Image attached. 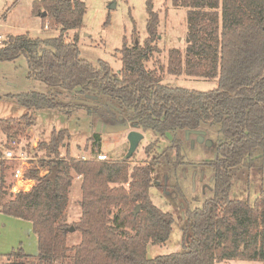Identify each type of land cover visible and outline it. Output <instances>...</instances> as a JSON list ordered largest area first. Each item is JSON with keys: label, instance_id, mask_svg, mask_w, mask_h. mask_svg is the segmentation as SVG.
Here are the masks:
<instances>
[{"label": "trees", "instance_id": "1", "mask_svg": "<svg viewBox=\"0 0 264 264\" xmlns=\"http://www.w3.org/2000/svg\"><path fill=\"white\" fill-rule=\"evenodd\" d=\"M172 3L187 8L188 31L185 51L169 52V74L216 79L215 88L202 91L168 84L159 67H148L160 51V17L153 0H147V37L143 43L124 42L122 68L117 72L107 61L94 65L81 56L85 0H40L34 13L43 18V28L51 25L58 33L10 35L0 42V61L24 55L29 77L46 83L50 90L12 95L27 112L19 119L0 118V126L13 137L34 125L33 110H66L76 102L64 100L83 98L97 103L91 106L111 124L130 122L160 138L176 129L216 130L221 135L216 155L202 163L212 171L203 203L192 208L186 198L183 201L181 249L147 256L148 244L169 240L176 221L173 213L153 202L150 188L173 186L180 163L167 159L165 149L133 168L128 158L100 160L98 132L91 137L93 158L63 156L61 147L69 132L55 129L49 141L40 142L45 156L28 171L35 180L33 188L0 203L1 212L31 221L38 236V255L22 250L11 254L34 257L31 264L264 262V185L253 203L231 197L235 180L264 173V0ZM71 32L75 33L69 38ZM5 167L1 162V192ZM42 168L47 172L41 174ZM76 176L82 179V214L69 224L66 210ZM71 227L81 234L73 245L68 243Z\"/></svg>", "mask_w": 264, "mask_h": 264}, {"label": "rangeland", "instance_id": "2", "mask_svg": "<svg viewBox=\"0 0 264 264\" xmlns=\"http://www.w3.org/2000/svg\"><path fill=\"white\" fill-rule=\"evenodd\" d=\"M37 1L40 0H0V42L13 34L30 33L38 36L58 33L51 25L43 28V18L34 13V4ZM85 1L87 11L84 26L79 31L81 56L94 65H98L100 60L107 61L117 72L122 68L120 49L124 42L127 41L129 45L136 40L143 43L147 37L149 18L147 0ZM153 3L160 17L158 40L160 51L148 62V67H159L163 81L168 84L202 91L215 88L216 79L169 74L170 50L177 48L184 52L187 46V8L174 6L172 0H153ZM74 33L71 32L68 37L72 38ZM49 90L46 83L29 77V66L24 55L13 61H0V118L19 119L27 112V108L12 95L31 91L48 93ZM31 117L35 121L34 125L21 130L13 137H9L0 126V168L1 162L8 166L4 171L5 187L3 192L0 190V203L13 198L16 192L11 191L14 166L2 158L3 151L12 139H16L25 147L34 158L33 165H38L39 159L46 153L40 147V142L49 141L53 130L67 129L69 132L64 146L61 147L63 156L84 159L93 158L91 137L98 132L102 136L101 153L106 154L108 159L121 160L126 158L129 150L128 134L135 129L142 132L144 138L133 155L128 158L130 168L150 162L164 149L167 159L180 163L177 168V179L172 181L173 186L165 188L154 185L150 188L153 202L162 210L173 213L176 221L169 240L160 244H148L147 256L153 258L181 249L183 231L180 216L184 214L183 201L186 198L192 208L203 203L202 193L205 186L211 182L212 171L209 166L206 164L203 166L202 163H209L216 155L215 146L221 136L216 130L176 129L160 138L153 131H145L131 123L122 129H114L110 126L112 124L101 118L91 105L78 102L66 110L59 108L33 110ZM200 135H203L202 140L199 139ZM207 140H211L210 145L206 144ZM169 171L172 174L173 170ZM81 185L82 179L76 176L66 210V222L69 224L79 221L82 214ZM263 185L264 173L262 177L254 176L250 180H235L231 197L249 198L253 203L260 195ZM34 233L31 221L0 211V264H31L35 261L34 257L11 254L22 250L36 256L39 247ZM69 235V245L79 242L80 232L74 230ZM217 264H264V262L230 259Z\"/></svg>", "mask_w": 264, "mask_h": 264}, {"label": "built area", "instance_id": "3", "mask_svg": "<svg viewBox=\"0 0 264 264\" xmlns=\"http://www.w3.org/2000/svg\"><path fill=\"white\" fill-rule=\"evenodd\" d=\"M1 39V37H0ZM10 146L2 153V158L6 160L9 164L13 165L12 169V179L13 186L11 188L12 192H28L35 185V180L28 176V171L34 167V158L29 155V151L25 149L16 139H12ZM100 160L108 159V156L104 153H100L97 156ZM47 172V169H41V174Z\"/></svg>", "mask_w": 264, "mask_h": 264}, {"label": "water", "instance_id": "4", "mask_svg": "<svg viewBox=\"0 0 264 264\" xmlns=\"http://www.w3.org/2000/svg\"><path fill=\"white\" fill-rule=\"evenodd\" d=\"M44 14H46L44 12ZM139 41L137 40V43ZM65 102H78V103H83V104H87V105H92V106H97L98 104L93 102V101H90V100H87V99H83V98H76V99H71V100H64ZM125 125H129L128 122H126L124 125H115V124H112L110 125L111 128H114V129H122L125 127ZM201 133V131H198ZM204 133V132H203ZM144 138V134L138 130H131L128 134V141H129V150H128V153L126 154V158H129L133 155V153L136 151V149L138 148V145L140 143V141ZM200 140L203 139V135L201 136L200 135ZM206 144L210 145L211 144V140H207L206 141ZM139 211V206H137V209H136V213ZM74 227H71L70 228V231H74Z\"/></svg>", "mask_w": 264, "mask_h": 264}, {"label": "crops", "instance_id": "5", "mask_svg": "<svg viewBox=\"0 0 264 264\" xmlns=\"http://www.w3.org/2000/svg\"><path fill=\"white\" fill-rule=\"evenodd\" d=\"M0 37H1V35H0ZM32 223V222H31ZM34 231V230H33ZM35 234V237H36V239H37V243H38V236L36 235V233H34ZM38 253H39V248H38V251H36V255H38Z\"/></svg>", "mask_w": 264, "mask_h": 264}, {"label": "flooded vegetation", "instance_id": "6", "mask_svg": "<svg viewBox=\"0 0 264 264\" xmlns=\"http://www.w3.org/2000/svg\"><path fill=\"white\" fill-rule=\"evenodd\" d=\"M128 123H130V122H128Z\"/></svg>", "mask_w": 264, "mask_h": 264}]
</instances>
